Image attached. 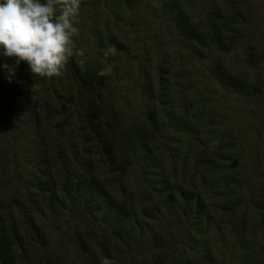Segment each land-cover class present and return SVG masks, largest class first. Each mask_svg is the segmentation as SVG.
I'll return each instance as SVG.
<instances>
[{
  "label": "rangeland",
  "instance_id": "1",
  "mask_svg": "<svg viewBox=\"0 0 264 264\" xmlns=\"http://www.w3.org/2000/svg\"><path fill=\"white\" fill-rule=\"evenodd\" d=\"M76 26L59 76L22 62L9 80L0 67V204L10 230L28 229L26 264H264V0H82ZM84 111L115 117L119 144L138 153L126 174L95 162ZM156 111L163 172L138 148ZM91 174L136 217L65 189ZM179 185L195 199L175 201Z\"/></svg>",
  "mask_w": 264,
  "mask_h": 264
},
{
  "label": "trees",
  "instance_id": "2",
  "mask_svg": "<svg viewBox=\"0 0 264 264\" xmlns=\"http://www.w3.org/2000/svg\"><path fill=\"white\" fill-rule=\"evenodd\" d=\"M187 25V24H186ZM187 28V27H185ZM194 30V39L197 41L202 42V38L200 36L199 28L194 26L191 28ZM206 41V38L203 39ZM254 55V54H253ZM20 74V73H19ZM101 77V76H100ZM94 76L93 75H87L84 79H82L85 83V87L89 86L88 89H92V87L96 84H94ZM226 78L228 79L229 83H231L233 86H237L238 88L243 89L249 81H251L248 76H243L242 74H231L227 73ZM260 76L257 78V85L256 88H260ZM254 84L251 83L250 87H254ZM104 107L106 105L102 104ZM82 113V112H81ZM154 113V112H153ZM85 115L84 121L86 122V126L91 125L92 127H95V133L93 134V139L96 140L93 146L95 147V152L97 156H95V162H99L102 164V166L109 167L112 172H115L119 174L120 176L123 174H126L129 167H130V161L129 159L132 158V155L138 154L136 151H133L132 148H122L121 144H119V133L116 132V130H112V127L116 124L115 117L111 121H104L101 119V112L98 113V111L95 112H88L87 114L85 111L83 112ZM81 114V115H83ZM104 114H102L103 116ZM108 118V116H107ZM158 112L156 111L154 114L151 115V123L152 128H147L143 130L142 134L140 135V141H139V150L140 153H142V156H145V158L148 160L147 166L149 167L150 171H153L155 168L161 169L163 172L164 169L166 170V167L164 166V162L162 159V152L159 150V145L155 143L154 141V134H156L155 130L157 126L159 125L158 122ZM109 120V119H108ZM154 120V123L152 122ZM111 132L113 134H111ZM107 134V135H106ZM111 134L110 139L107 140L106 137ZM126 135V132L123 133ZM123 153L128 154L126 157L123 155ZM139 153V154H140ZM51 159V158H49ZM209 161L204 160V164L207 168L209 167ZM215 166V165H213ZM88 170H90V167H86ZM108 170V171H109ZM174 170V167H173ZM172 170V171H173ZM166 175H168L166 173ZM83 178L80 183L76 185V187L68 182L65 184V189L68 191V193H73L76 191L77 193H81L82 191L87 192V198L89 195L93 194V196H96V194L102 195V199L106 201V203L109 205L108 207L112 209L113 212H116L119 219L121 217H125L127 220H132L136 217V207L134 203L128 204L125 201L119 202L114 194L110 192L107 188L108 186L104 184V182L99 177H94L92 174L90 177L91 179ZM162 181L165 184L166 188L173 189V182L169 176H163ZM94 180H96L94 182ZM70 182V181H69ZM86 186L88 190L83 189L82 187ZM184 188L183 185H179L174 192H172V197L175 199V201L179 200V196L187 199V201L190 202V200L195 199L196 194L192 191H188ZM128 192V191H127ZM89 194V195H88ZM92 196V195H91ZM199 200V206L203 207V205ZM62 201V200H61ZM94 201L93 197L92 200ZM188 204V203H187ZM6 216L4 214V207L0 204V264H26V263H32V243L27 238V231L28 229L24 230V228H21L19 223L16 222V224L13 226V230L9 229V225L6 221ZM264 225V224H263ZM37 227V225H36ZM23 229V232L21 231ZM20 231L22 233H20ZM38 233L41 235L42 232L38 230ZM38 234V235H39ZM83 242L85 240L83 239Z\"/></svg>",
  "mask_w": 264,
  "mask_h": 264
},
{
  "label": "clouds",
  "instance_id": "3",
  "mask_svg": "<svg viewBox=\"0 0 264 264\" xmlns=\"http://www.w3.org/2000/svg\"><path fill=\"white\" fill-rule=\"evenodd\" d=\"M81 4L82 0H0V57L14 60L0 67L9 80L22 62L40 77L61 74L74 55ZM103 55H115V48L105 49Z\"/></svg>",
  "mask_w": 264,
  "mask_h": 264
}]
</instances>
